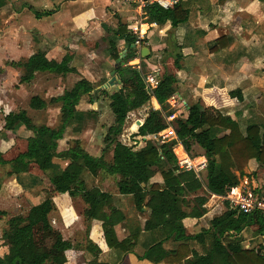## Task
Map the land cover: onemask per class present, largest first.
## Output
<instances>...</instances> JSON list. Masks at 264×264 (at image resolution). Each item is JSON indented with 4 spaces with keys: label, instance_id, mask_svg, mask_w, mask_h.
I'll return each mask as SVG.
<instances>
[{
    "label": "trees",
    "instance_id": "1",
    "mask_svg": "<svg viewBox=\"0 0 264 264\" xmlns=\"http://www.w3.org/2000/svg\"><path fill=\"white\" fill-rule=\"evenodd\" d=\"M36 16L41 17L38 13ZM145 16L150 26L170 22L177 28L188 22L190 12L182 5L169 11L149 5ZM121 36L128 47L136 42L127 27ZM87 46L92 50L99 48L94 42ZM73 56L69 52L61 63H57L49 61L45 53L37 52L30 59L20 61L21 64H10L19 72L20 84L29 85L39 73L66 77L75 72L69 67ZM110 56L115 63L120 59V51L114 43ZM136 59L137 54L130 51L124 61L127 65H115L120 89L110 97L115 121L104 138L101 157L90 155L79 140L69 142L70 146L65 150L60 147L68 128L76 121L82 122L76 115L87 113L79 109L81 103H91L95 98V86L87 80L77 82L63 96L51 99L50 104L61 103L55 127L36 125L26 110L6 116L4 130L15 136L12 147L0 152V166L10 167L9 176L15 178L25 191L31 186L40 187L46 175L49 184L33 196L41 202L32 206L26 217L0 212V219L6 218L7 222V230L0 242V264H77L68 257L72 243L51 221L56 210L54 199L65 194L82 199L86 220L102 222L105 241L111 250L133 254L141 234L150 233L153 243L143 256L138 257L141 261L154 264H264L262 214L243 215L217 207L200 233L192 232L185 224L189 218L202 220L207 217L205 205L210 196H227L241 184L242 178H248L255 187L264 179V129L251 125L243 133L235 121L221 113L234 101H244L242 91L206 89L196 104L171 122L169 118L173 114L168 102L177 95V74L182 70L183 57L164 54L163 60L158 62L160 83L154 91L149 89L143 72L130 64ZM153 99L158 101L160 110L152 107ZM48 105L39 96L30 102V108L36 111H43ZM21 127L32 132V136H21L18 133ZM171 128L176 139L164 143L151 139L140 149V139L158 136ZM214 130L227 133L218 137ZM178 144L188 153L195 146L203 150L208 163L205 181L196 172L179 170L174 149ZM110 152L112 159L108 162L106 155ZM252 160L258 163L255 171L249 167ZM85 171L90 173L94 184L103 174L118 177L119 194L131 196L138 213L148 209L150 215L145 225L130 220L117 208L113 195L98 186L89 188L83 178ZM157 177L161 179L160 183L153 182ZM247 229L263 238V243L254 249H246L243 233ZM168 243L174 247L166 249ZM86 251L91 258L89 264H108L100 258L103 255L101 248L90 240Z\"/></svg>",
    "mask_w": 264,
    "mask_h": 264
},
{
    "label": "crops",
    "instance_id": "2",
    "mask_svg": "<svg viewBox=\"0 0 264 264\" xmlns=\"http://www.w3.org/2000/svg\"><path fill=\"white\" fill-rule=\"evenodd\" d=\"M180 5L190 12V17L187 23L173 28L170 22L165 25L156 23L150 26L148 18L146 16L143 18V11L139 7L126 5L122 0H0V28L6 32L13 31L16 37L21 36L32 41L26 47L30 51L27 57L9 63L26 61L37 52L45 53L49 61L57 63H61L69 52L74 55L69 67L76 71L64 78L68 79L70 75L81 74L72 88L82 80H87L95 86L93 92L95 100L89 104L91 106L89 113L76 115V119H81L83 127H86L92 116L100 117L98 108L100 104H103V108L106 106L105 101L109 95L107 90L120 89V80L115 65L125 64L126 56L133 51L132 45L136 46L137 21L143 18V25L147 27L145 30L147 47L144 48L150 49V56L144 59L141 52V59L137 55V59L130 64L141 67L143 74L156 73L159 72V61L152 63L148 69L143 67V61L152 57L157 58L159 54L164 55L165 53L183 57L182 70L177 74L178 92L168 102L172 116H175L173 121L181 117L190 106L196 104L206 89H240L244 101H234L231 106L222 109L221 113L235 121L243 133L251 125L264 129V2L258 0H181ZM36 13L41 17L37 18ZM45 13H50V15L46 16ZM126 27L128 33L136 38V42L130 47L125 38L121 36ZM100 41L109 45L107 51H110V55L112 43L116 44L120 51V59L125 53L124 60L119 59L115 63L111 60L109 62L102 56L97 57V51L101 49ZM89 42L97 43L98 50L88 47ZM134 52L137 54V46ZM113 72H116L118 76L117 83L108 89L103 88L112 80ZM72 88H65V92ZM102 95L106 96L105 101H102ZM152 107L155 110L161 109L156 99L152 100ZM59 115L60 108L56 119H53L52 123L47 122L46 125L55 127ZM165 133L170 135L171 139L175 138L174 130H167ZM213 133L222 137L227 132L214 130ZM147 141L148 139L143 140V144L146 145ZM86 151L90 152L87 149ZM98 154L99 156H96ZM90 155L102 156L100 151L95 155ZM252 162L257 164L254 160ZM250 169L256 170L252 167ZM109 178L114 183L103 186L99 178L97 181L99 188L113 195L115 206L124 211L130 220H137L141 226H144L150 215L148 209L145 208L144 213H138L135 210L133 198L120 195L116 180L110 176ZM155 180L156 178L154 179L156 183L161 182ZM249 182L246 179L241 185H248ZM65 197L70 196L65 194ZM218 198L217 196L208 198L205 208L208 210L207 216H210V219L213 211L209 210L224 207ZM67 211V222L71 223L75 220L73 211L70 209ZM85 221L91 228L89 240L98 245L103 254L109 255L111 260L109 264H154L138 258L143 256L153 243V236L150 233L143 232L134 253L125 254L109 249L105 241L102 222L86 219ZM194 221L198 220L192 218L185 220V224L191 231L195 230V227L190 225V222ZM200 232L201 230L195 231V233ZM249 235L252 237L249 238ZM243 237L247 240L245 242L260 238L250 229L243 233ZM173 247L171 243L165 245L166 249Z\"/></svg>",
    "mask_w": 264,
    "mask_h": 264
},
{
    "label": "rangeland",
    "instance_id": "3",
    "mask_svg": "<svg viewBox=\"0 0 264 264\" xmlns=\"http://www.w3.org/2000/svg\"><path fill=\"white\" fill-rule=\"evenodd\" d=\"M30 42L32 43V41L24 37H16L13 31L6 32L4 29L0 28V152H6L12 147L13 138L15 136V133L13 134L4 130L5 118L8 114L11 112H20L26 110L36 125H44L47 124V122L52 123L53 119H56L57 117L61 103L50 104L51 99L62 95L65 92V88H72L73 84L81 76V74L70 75L68 76V79H65L64 77L57 76L52 73H46L39 74L36 80L29 85L20 84L19 72L9 62L13 60L18 61L20 58L27 57L30 51L26 47H28V43ZM100 42L101 49H97L98 51L96 50L98 52L97 57L102 56L110 62V51H107V49L109 50V45L102 41ZM163 58L164 55L159 54L157 58L152 57L149 60H144L143 67L148 69L152 63H157L158 61L161 62ZM21 63L22 62H19V64ZM84 76L86 77V75ZM118 90L119 88L108 89L107 91L109 95L106 101L104 100L106 96H101L103 98L102 101H105L106 106L103 108V104L99 105L98 111L101 114L99 118L97 115L92 116V119L88 120L86 127H83L84 125H82L80 121H76L70 126V129L65 134V140L60 142L61 150L67 149L70 146L68 145L69 142L79 140L81 141L82 146L90 151V154L95 155L98 151H100V154L103 155L102 149L104 148V138L108 133L109 127L113 125L114 121V116L109 106L111 102L110 97ZM35 96H39L46 100L49 103L48 108L43 111L31 109L30 102ZM93 100L95 99L93 98ZM89 104V101L87 103H82L79 108L84 112H88L91 108ZM18 133L23 137L32 136V132L27 131L24 127L19 128ZM152 140L161 141L162 138L158 137L157 139ZM145 146L146 145L143 144V141H141L140 149ZM189 154L198 158L205 157L204 152L197 146L193 147ZM96 156H99V154ZM111 159L112 152L106 155V160L108 162H110ZM252 161H250L249 167L257 169L258 163L256 164ZM10 170L11 169L8 166H0V212H5L10 216L19 215L26 217L31 207L41 202V199L34 198L33 196L38 195L41 189L49 184V176L46 175L43 177V182L40 187L34 188L31 186L27 189V191H25L22 186L18 184L15 178L9 176ZM110 177L116 180L117 187L118 178L116 176ZM202 177L205 181L207 177V171L203 172ZM83 178L89 184V188L98 186V182L94 184L93 178L88 171H85ZM100 179L103 186L109 185V183H114L113 180L109 178V175L103 174L101 175ZM159 179L160 178L157 177L155 181H161ZM246 179L242 178L241 183ZM258 182H261L262 186H264V179H261ZM251 187L256 188L255 186ZM54 203L56 205V210L51 216V221L53 226L59 230L65 239L70 241L73 245V249L68 252L70 261L77 264H89L91 258L86 251V247L89 242L91 228L87 225L83 215L85 206L82 199L80 197L72 198L71 196L66 198L65 195H60L54 199ZM68 209L73 211V217L75 219L71 223L67 222ZM214 209L215 208L209 211H213L212 213H214ZM225 210L226 209L223 207L222 211ZM209 220L210 216H207L200 221L198 220L197 222H190V225L195 227V230L192 232L205 228L209 224ZM201 227L203 228L201 229ZM6 230V218L0 219V242ZM251 237L252 236L249 235V238ZM245 241L247 240H244V246L246 249H254L263 243L261 238L250 242ZM196 247L200 250L198 246ZM100 258L103 261H106L108 264L111 261L108 254H103Z\"/></svg>",
    "mask_w": 264,
    "mask_h": 264
},
{
    "label": "built area",
    "instance_id": "4",
    "mask_svg": "<svg viewBox=\"0 0 264 264\" xmlns=\"http://www.w3.org/2000/svg\"><path fill=\"white\" fill-rule=\"evenodd\" d=\"M122 1L126 5H130V6L136 5L137 7H139L143 11V18L145 17L144 11L149 5H157L165 11H169L175 9L178 5H180L181 2V0H122ZM143 18L137 21L138 27L135 30L138 38L136 42V46L138 48L137 55L139 59H141L142 49L144 47H147L145 43L146 41L145 30L147 29V27L143 25ZM137 68L141 70V67H137ZM144 76L149 89L151 91L156 90L160 83L159 72L148 73V74L144 73ZM174 117L175 116H171L169 118V121L172 122L174 120ZM168 130L171 131L174 129L171 128ZM158 137H161L162 140L160 142L164 143L176 139V133L174 139H171L170 135L166 134L164 131L158 136L146 137L144 139H140V141L146 139L148 140L157 139ZM174 149L179 159L177 166L181 172H196L202 175L204 171H207L208 163L204 157L198 158L192 156L180 144L176 145ZM251 186H252L251 184L248 185L240 184L238 187L234 188L233 191H231L227 196L225 197L217 196V197H219L218 199L224 204V207L229 211H233L243 215H252L254 213H260L264 216V186H262L261 182L260 183L258 182V186L256 188H252ZM225 204L227 205L225 206Z\"/></svg>",
    "mask_w": 264,
    "mask_h": 264
},
{
    "label": "water",
    "instance_id": "5",
    "mask_svg": "<svg viewBox=\"0 0 264 264\" xmlns=\"http://www.w3.org/2000/svg\"><path fill=\"white\" fill-rule=\"evenodd\" d=\"M132 49H133V51H135L136 50V46L135 45H132ZM149 56H150V49L149 48H143L142 49V57L144 59H146ZM124 58H125V53L121 57L120 61H123ZM117 81H118V76L116 75V72H113L112 73V80L108 84H106L103 88L108 89V88L114 86L117 83Z\"/></svg>",
    "mask_w": 264,
    "mask_h": 264
}]
</instances>
